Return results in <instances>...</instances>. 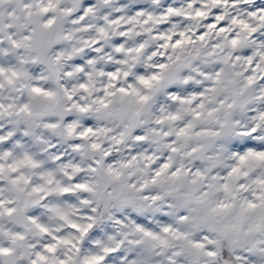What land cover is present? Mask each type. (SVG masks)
<instances>
[{
    "label": "snow or ice",
    "instance_id": "1",
    "mask_svg": "<svg viewBox=\"0 0 264 264\" xmlns=\"http://www.w3.org/2000/svg\"><path fill=\"white\" fill-rule=\"evenodd\" d=\"M0 264H264V0H0Z\"/></svg>",
    "mask_w": 264,
    "mask_h": 264
}]
</instances>
